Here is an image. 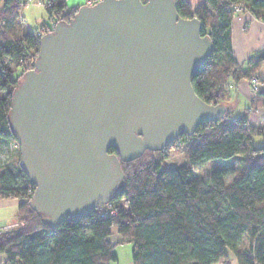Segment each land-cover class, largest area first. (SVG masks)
<instances>
[{"label":"trees","instance_id":"1","mask_svg":"<svg viewBox=\"0 0 264 264\" xmlns=\"http://www.w3.org/2000/svg\"><path fill=\"white\" fill-rule=\"evenodd\" d=\"M23 1L0 0V20L6 22L0 27V141L8 143L17 142L9 122L13 94L24 74L34 68L40 36L53 30L52 24L42 22L39 34L19 38L16 28ZM52 1L46 0L45 8L53 25L70 22L81 7L69 9L63 0ZM175 1L179 15L201 21L202 34L213 42L212 56L195 71L192 85L206 103L225 106V117L205 122L192 136L174 142L183 146V167H166L162 151H146L136 160L122 162L124 178L117 198L58 227L47 225L30 207L35 187L20 168V158L16 169L1 166L0 196L20 200L22 223L0 233L5 264H109L117 260L109 241L114 231L133 244V264H216L228 252L239 264H264V123L257 126L248 118V112L264 106V98L260 92L245 113L235 116L227 96L230 85L258 75L264 61L263 48L245 66L236 62L231 7L242 5L264 22V0H204L197 7L188 0ZM257 137L262 146L255 145ZM109 153L118 155L116 149ZM233 158L243 170L230 183V170L214 171L207 179L194 177V170L209 161ZM103 208L117 210L116 216L102 217Z\"/></svg>","mask_w":264,"mask_h":264},{"label":"water","instance_id":"2","mask_svg":"<svg viewBox=\"0 0 264 264\" xmlns=\"http://www.w3.org/2000/svg\"><path fill=\"white\" fill-rule=\"evenodd\" d=\"M202 29L175 0H101L40 38L9 122L35 187L29 205L47 225L115 200L122 162L225 117V106L206 103L192 85L214 51Z\"/></svg>","mask_w":264,"mask_h":264},{"label":"crops","instance_id":"3","mask_svg":"<svg viewBox=\"0 0 264 264\" xmlns=\"http://www.w3.org/2000/svg\"><path fill=\"white\" fill-rule=\"evenodd\" d=\"M192 7H197L204 0H188ZM85 5V3L83 4ZM75 5L73 7H80ZM231 43L233 56L239 65L245 66L248 58L264 48V22L254 18L250 12L239 13L232 20ZM257 74L260 78V92L264 98V61L259 64ZM227 89V96L230 105L235 106L233 115L240 116L251 106L254 95L251 91L250 80L242 79ZM248 112L251 123H264V106L258 107L255 111ZM19 200L13 198H3L0 196V233L5 227L15 224L18 221ZM114 245V253L117 260L111 264H133L132 248L133 244L121 243V237L115 231L111 239ZM125 256V258L121 257ZM6 256L0 253V264H5ZM216 264H239L234 255L230 252L226 259H222Z\"/></svg>","mask_w":264,"mask_h":264},{"label":"rangeland","instance_id":"4","mask_svg":"<svg viewBox=\"0 0 264 264\" xmlns=\"http://www.w3.org/2000/svg\"><path fill=\"white\" fill-rule=\"evenodd\" d=\"M34 1L37 2L38 0H34ZM65 3H67V5L70 9V8H73V6H75V5H81V4L83 5L84 3H86V0H67V2H65ZM234 17L235 16H233V18ZM4 21L5 20H2V21L0 20V27H3L1 25ZM42 22L52 24L50 28H52V27L54 28V26H55V25H53L52 21H50V19H49V15L47 13L45 5H43V6L39 5V4L25 5L20 9V16H19V19L17 21L18 25L16 28L17 29L16 35H18L19 38H23L24 35L32 34V33L37 35L40 33L38 27H39V24ZM42 36H40V38ZM4 64H6L8 66V68H10V69L14 68V65H11L8 62H5ZM19 74H20V71L15 72V76H17ZM255 77L259 80L258 81L259 85H261V83H260L261 80H260L259 76L256 75ZM253 111H255V110H253ZM252 124L257 125V126H261L263 123H256V124L252 123ZM255 145L256 146H262L263 140L260 137H257L255 140ZM17 147H19L18 142L8 143L5 141H0V167L6 166L7 168L8 167L15 168V169L17 168L18 159L20 158L17 155ZM170 147H171L170 149L164 150L161 153V155L164 159L163 164L169 168H180V167L185 166L186 160L184 157L183 146L179 143H173L172 145H170ZM141 160L145 161L146 159L144 157ZM217 170H230L229 175L227 177V183H230L234 176H236L237 174L242 172L243 168L240 166L239 162L235 158H233L231 160H212V161H209L208 163H206L205 165L196 168L193 173H194L195 178L207 179L210 177L212 172L217 171ZM16 200H18V199H16ZM121 203L122 202H120V205H121ZM103 209H108V208H103ZM103 209L101 211H104ZM16 224H22V223L17 221L13 225H16ZM3 231H4V229H3ZM112 237H113V234L109 237V241L112 244L113 251H114L115 248H114V245L111 241ZM121 243H125L128 245L132 244V243H128V242L123 241L122 237H121ZM121 257H122V253H121ZM122 258H125V256H123ZM111 263L112 262H110L109 264H111Z\"/></svg>","mask_w":264,"mask_h":264},{"label":"built area","instance_id":"5","mask_svg":"<svg viewBox=\"0 0 264 264\" xmlns=\"http://www.w3.org/2000/svg\"><path fill=\"white\" fill-rule=\"evenodd\" d=\"M64 2H67V0H63ZM96 0H86V5H93V3L95 2ZM142 2H146L148 0H141ZM46 3V0H38L37 2H35L34 0H24L22 2V6L24 5H28V4H39V5H45ZM50 4H53V1L51 0ZM231 10H232V14L233 16H236L238 15L239 13H243V12H248V10L242 6V5H235V6H232L231 7ZM5 25V21L2 23L1 26H4ZM259 80L254 77L250 80V87H251V91L253 93L254 96H257L259 95L260 93V85H259ZM230 88H233V85H230ZM104 211H101V216L102 217H107V218H113L116 216L117 214V210L115 209H103ZM20 224H16V225H11V226H8V227H5L4 230H11L15 227H18Z\"/></svg>","mask_w":264,"mask_h":264},{"label":"bare ground","instance_id":"6","mask_svg":"<svg viewBox=\"0 0 264 264\" xmlns=\"http://www.w3.org/2000/svg\"><path fill=\"white\" fill-rule=\"evenodd\" d=\"M10 230V229H9ZM4 231H8V230H4Z\"/></svg>","mask_w":264,"mask_h":264}]
</instances>
